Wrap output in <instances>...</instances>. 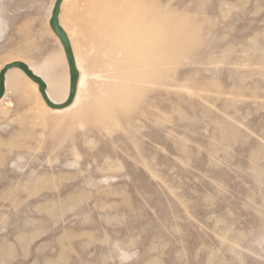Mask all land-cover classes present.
Returning a JSON list of instances; mask_svg holds the SVG:
<instances>
[{"label": "rangeland", "instance_id": "rangeland-1", "mask_svg": "<svg viewBox=\"0 0 264 264\" xmlns=\"http://www.w3.org/2000/svg\"><path fill=\"white\" fill-rule=\"evenodd\" d=\"M54 2L0 0V71L59 104ZM58 21L75 102L5 75L0 264H264V0H63Z\"/></svg>", "mask_w": 264, "mask_h": 264}, {"label": "water", "instance_id": "water-1", "mask_svg": "<svg viewBox=\"0 0 264 264\" xmlns=\"http://www.w3.org/2000/svg\"><path fill=\"white\" fill-rule=\"evenodd\" d=\"M61 0H56L55 4L53 6L51 18L49 20V27L53 31V33L57 36L59 39L61 46L63 48L65 58L67 61L68 65V70H69V94L66 102L62 105H56L53 102H51L46 94V85L45 83L29 69V67L22 63V62H15L9 65H6L1 71H0V98L3 96L4 91H5V74L6 72L11 69V68H17L21 70L26 77H28L32 82L36 83L38 86V91L41 95L42 100L44 101L45 105L51 109H61L65 106H67L74 94H75V89H76V84H77V78L78 74L74 66L73 62V55L71 52V48L69 45V41L63 32V30L59 27L58 22H57V16L59 13V6H60Z\"/></svg>", "mask_w": 264, "mask_h": 264}, {"label": "bare ground", "instance_id": "bare-ground-1", "mask_svg": "<svg viewBox=\"0 0 264 264\" xmlns=\"http://www.w3.org/2000/svg\"><path fill=\"white\" fill-rule=\"evenodd\" d=\"M56 1V0H55ZM62 1L63 0H61V3H62ZM61 3H60V6H61ZM54 4H55V2H54ZM54 6V5H53ZM60 6H59V11H60ZM52 10H53V8H52ZM51 14H52V11H51ZM58 16H59V13H58ZM58 16H57V22H58V25H59V27L63 30V28L60 26V24H59V21H58ZM51 18V17H50ZM50 20V19H49ZM51 29V28H50ZM53 32V31H52ZM63 32L65 33V35H66V37H67V39H68V36H67V34H66V32L63 30ZM56 36V35H55ZM57 37V36H56ZM59 40V39H58ZM68 41H69V39H68ZM60 42V41H59ZM61 44V43H60ZM69 45H70V42H69ZM70 48H71V46H70ZM71 52H72V49H71ZM72 55H73V53H72ZM73 62H74V66H75V61H74V57H73ZM15 63V62H14ZM12 64V63H11ZM7 65H9V64H7ZM5 67V66H4ZM3 67V68H4ZM11 69H17V68H11ZM30 69V68H29ZM75 69H76V66H75ZM10 70V69H9ZM8 70V71H9ZM19 70V69H18ZM31 70V69H30ZM7 71V72H8ZM21 71V70H20ZM32 71V70H31ZM76 71H77V69H76ZM6 72V73H7ZM22 72V71H21ZM33 72V71H32ZM68 72H69V70H68ZM23 73V72H22ZM34 73V72H33ZM24 74V73H23ZM35 74V73H34ZM78 74V73H77ZM6 75V74H5ZM25 75V74H24ZM35 76H37V75H35ZM37 77H39V76H37ZM28 78V77H27ZM40 78V77H39ZM29 79V78H28ZM41 79V78H40ZM30 80V79H29ZM42 80V79H41ZM31 81V80H30ZM43 81V80H42ZM32 82V81H31ZM44 82V81H43ZM77 82H79L78 81V78H77ZM34 83V82H33ZM45 83V82H44ZM34 84H36V83H34ZM37 85V84H36ZM46 85V84H45ZM76 88H77V84H76ZM37 90H38V86H37ZM39 92V91H38ZM4 93H5V91H4ZM75 93H76V89H75ZM40 94V93H39ZM46 94H47V92H46ZM68 94H69V89H68ZM4 95V94H3ZM41 96V95H40ZM48 96V95H47ZM59 96V95H58ZM3 97V96H2ZM1 97V98H2ZM0 98V99H1ZM49 98V97H48ZM67 98H68V95H67ZM67 98H66V100H67ZM76 98H77V95L75 96V94H74V96H73V98H72V100H71V102L73 103V102H75V100H76ZM50 100V99H49ZM51 100L53 101V103H54V101L55 100H53V97H51ZM50 100V101H51ZM66 100L63 102V103H59V104H57V103H54V104H56V105H62V104H64L65 102H66ZM51 101V102H52ZM71 102L67 105V106H69L70 104H71ZM67 106H65V107H67ZM65 107H63V108H65ZM49 108V107H48ZM63 108H61V109H63ZM51 109V108H50ZM53 110V109H52ZM55 110H60V109H55Z\"/></svg>", "mask_w": 264, "mask_h": 264}]
</instances>
